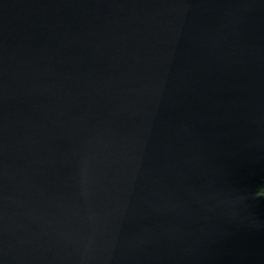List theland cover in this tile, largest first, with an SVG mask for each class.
Segmentation results:
<instances>
[{
  "label": "water",
  "instance_id": "obj_1",
  "mask_svg": "<svg viewBox=\"0 0 264 264\" xmlns=\"http://www.w3.org/2000/svg\"><path fill=\"white\" fill-rule=\"evenodd\" d=\"M0 264H264V0H0Z\"/></svg>",
  "mask_w": 264,
  "mask_h": 264
}]
</instances>
